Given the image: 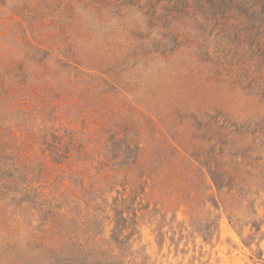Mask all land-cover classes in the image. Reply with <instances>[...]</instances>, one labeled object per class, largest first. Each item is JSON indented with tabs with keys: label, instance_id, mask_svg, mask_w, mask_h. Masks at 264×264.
I'll list each match as a JSON object with an SVG mask.
<instances>
[{
	"label": "rangeland",
	"instance_id": "374dc122",
	"mask_svg": "<svg viewBox=\"0 0 264 264\" xmlns=\"http://www.w3.org/2000/svg\"><path fill=\"white\" fill-rule=\"evenodd\" d=\"M263 200L264 0H0V264L61 224L119 264H264Z\"/></svg>",
	"mask_w": 264,
	"mask_h": 264
},
{
	"label": "trees",
	"instance_id": "16d2710c",
	"mask_svg": "<svg viewBox=\"0 0 264 264\" xmlns=\"http://www.w3.org/2000/svg\"><path fill=\"white\" fill-rule=\"evenodd\" d=\"M223 187V186H222ZM218 189L221 186H217ZM264 207V200L262 201ZM117 223L112 229V240L125 242L126 246H129L128 239L129 234L123 235V229L119 228L117 224L119 221L126 224L127 218L122 216L121 211H117ZM253 214L256 215V212L253 211ZM52 221L60 219V222H63L64 214L61 212H55L53 215H49ZM253 232L249 234L250 240L254 238L256 234L264 237V232H260L262 226H264V218L260 219L257 222L255 219L250 224ZM60 235V244L55 249H43V253H40V258L37 257L34 264H119L113 261V258H116L117 255L111 254L102 248L93 246L90 248L88 244L82 243L77 237L70 236L68 228L65 224H61L59 230Z\"/></svg>",
	"mask_w": 264,
	"mask_h": 264
}]
</instances>
